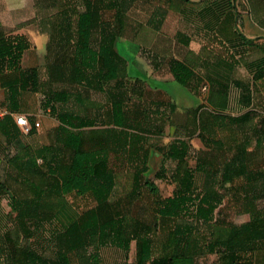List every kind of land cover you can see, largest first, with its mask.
I'll return each mask as SVG.
<instances>
[{
    "label": "trees",
    "instance_id": "1",
    "mask_svg": "<svg viewBox=\"0 0 264 264\" xmlns=\"http://www.w3.org/2000/svg\"><path fill=\"white\" fill-rule=\"evenodd\" d=\"M129 1L63 0L53 15L54 26L49 31L42 28L51 36L46 46L53 54L46 64L51 86L46 107L59 124L46 144L34 145L23 138L39 129L33 126L23 135L11 117L0 122V132L13 144V154L6 159V177L0 180V204L6 197L10 208L1 215L0 264H102L96 253L106 246L119 250L120 264H133L128 259L132 242L134 264H197L206 255H216L214 264H257V254L264 253V207L256 205V200L264 199V37H247L240 30L232 11L235 0H206L198 15L212 18L201 25L207 41L199 53L188 50L187 39L176 40L185 51L179 57L143 48L157 69L168 62L172 75L170 81H159L163 87H152L143 65L136 58L129 62L117 48L121 39L130 40L125 35L123 12ZM110 10L115 11L114 18L104 19L103 12ZM229 16H234V38H224L217 30L218 22ZM38 24L45 26L44 19ZM14 31L0 24V89H8L11 107L6 108L19 112L17 97L25 91L38 92L41 79L36 66L21 65L30 43ZM250 50L259 55L249 60ZM134 66L141 72L132 76ZM242 69L248 73L244 78L238 75ZM131 81L162 90L172 98L168 85L176 83L193 97L188 106L173 99L167 102L165 118L171 120L172 114L182 110L184 138L158 150L174 166L168 175L161 165L154 178L169 179L174 193L158 201L148 222L129 218L119 202L110 200L117 180V172L109 164L110 148L122 157L137 156L138 151L139 140L127 131L125 115L132 100ZM54 84L107 95L109 122L121 130L111 134L112 147L109 140L106 146L100 142L99 148L85 149L86 136L81 130L90 123L73 110L57 112L55 103H68L71 97L64 90H54ZM202 91L203 103L197 99ZM73 96L83 103L81 93ZM217 130L222 134L217 135ZM193 137L206 147L199 150L194 166L188 161ZM136 164L132 196H138L140 188L158 195L157 185L144 176L147 152ZM198 175L204 177V183L200 193H194ZM224 189L242 201L248 221L237 225L214 219L225 198ZM72 193L89 195L96 206L82 213L75 211L67 200ZM43 237L44 248L31 241ZM91 247L97 252L89 253Z\"/></svg>",
    "mask_w": 264,
    "mask_h": 264
},
{
    "label": "rangeland",
    "instance_id": "2",
    "mask_svg": "<svg viewBox=\"0 0 264 264\" xmlns=\"http://www.w3.org/2000/svg\"><path fill=\"white\" fill-rule=\"evenodd\" d=\"M62 2L63 0H0V24L1 22L4 23L3 26L7 30H15V34L24 35L30 43V48L22 57L21 65L23 67L36 66L40 73L41 80L38 92L25 91L20 93L17 97V110L20 113L27 114L33 121H38L40 123L39 130L35 135L31 137H22L23 140L34 145L46 144L49 141L53 129L59 124L57 117L46 107V100L49 96L47 94L51 91V86L47 82L46 64L47 61L52 58L53 54L48 52L46 46L51 36L48 35L47 32H43V29L49 31L52 26H54L55 19L53 15L56 9L60 8ZM203 2H206V0H189L188 3L183 0H131L129 1L130 5H127L128 10L126 11L124 9L123 12L126 15L125 35L127 38H130L131 42L133 39L136 40L133 42L136 45H140L141 50L139 53L136 52L135 48L132 52L129 51L127 42L121 39L117 45L118 51L129 62L136 57V60L143 65L147 75L152 79L148 80V83L152 87H163L164 85L161 86L159 81H166V79L171 78L169 66L168 62H166L157 69V66L153 64L155 60L151 56H146V50L143 49V47L150 49L154 48V50H156L154 52H158V54H162L163 56L166 54L165 56L169 58L179 57L178 53H185L184 49L177 45V39H187L190 48L195 47V49H198L201 47L202 43L207 41L206 36L201 35L203 31L201 25L203 22L207 24L208 19L212 18L211 15L208 17L203 15L202 17L204 19H201L202 17L198 15ZM10 3H12L11 6L15 4L17 5L15 7L22 8L9 11L7 9ZM31 4L34 6V18L32 21L29 20V9ZM78 4L79 9L82 10L81 4ZM253 4L257 6L256 8L262 9L264 7V0H235L234 4H232L233 15H236L239 28L247 37L249 36L248 32L250 25L248 23L246 26L241 21V16L249 17V10ZM114 14V10L104 11L103 18L112 20ZM232 17L234 16H229L218 22L220 28V30L218 28V32L221 33L220 36L224 38H234L232 32ZM22 19H27L28 23L25 22L24 25L16 24L17 21ZM43 19L45 26L41 27L38 23ZM217 21L216 19L215 23H217ZM58 22H61V18L59 17ZM263 22L262 24H264ZM195 25H198L199 28H195ZM52 34L54 33H51V35ZM249 52L247 56L249 60L259 55L258 51L255 52L254 50H250ZM133 53H136V56H134ZM138 72L140 73L141 71L135 66L132 67V76L137 75ZM247 74L248 73L243 69L238 73V75L243 78L246 77ZM169 84L168 86L170 90H172L174 98L162 90L151 89L148 86H140L133 81L129 83V87L132 91V100L125 107V115L129 125L127 131L130 132L135 139L139 140V142H137V156L136 153H134V157H122L112 152V148H110V153L108 155L111 168L117 172L116 185L110 196V200L119 202L121 209L125 211L129 218H137L146 222L153 219V210L158 201L174 193V184L171 183L169 179L160 180L154 178L155 173L160 169L161 165L166 168L168 175L174 166L173 161L168 159L164 161L158 150L163 147V145H167L176 138H184V132L181 127L183 123H180V113L182 110L175 112L176 114H172L171 120L165 118L168 116L169 112L167 102L173 99L177 104L188 106L193 100V97L188 94L185 88L176 83ZM53 89L56 91L64 90L68 92L71 97L68 103H55L58 113L63 110H73L76 114L82 116L85 121L90 123L89 126L81 130L86 136L84 143L85 149L99 148L100 142L103 146H106L109 140H111V144L109 143L110 147L113 146V135L111 134H115L121 130L109 122L107 113L110 109V104L107 102L106 94L95 91L86 92L79 86L68 84H54ZM7 90L0 89V105L3 107H6V105L11 107V104L8 103ZM202 92L199 93L197 98L198 102L201 103H203L205 99V91ZM80 93L84 99L83 103H77V100H75L73 96ZM162 103L164 105H162ZM221 134L222 132L217 130V135ZM104 135L105 138H103ZM189 143L191 148L188 154V161L190 165L194 166L199 150H204L206 147L197 137H193ZM150 145L152 148L148 149ZM145 152H147L148 158V172H145L144 176L148 175L154 181L159 188V193L158 195H151L146 189L140 188V194L134 197L131 193L133 175L137 168L136 163L144 158ZM12 154L13 144H9L0 132V180H4L6 177L8 169L6 159ZM138 156H140L141 159H138ZM203 183L204 177L198 175L196 179L197 189L194 190V193H200V188ZM222 191L225 198L221 205L215 210L214 219L221 224L234 223L237 225L248 221L249 215L242 212V201L236 200L231 195L230 191L225 189ZM67 200L75 211L79 213L96 206L95 201H93L89 195L72 193L67 196ZM256 205L259 208L264 207V199L256 200ZM9 211L8 200L4 197L1 199L0 204V222L1 215ZM31 241H34L33 243L35 246L37 245L41 248L46 247V240L44 237L39 238V241ZM0 246L3 247V241L1 239ZM45 250V253L49 254L47 248ZM88 252L94 254L97 251L95 248L91 247ZM96 254L101 258L102 264H120L122 260L119 250L110 246L103 247ZM134 257L135 245L134 242H132L128 253L129 262L134 264ZM257 257V264H264V253L257 254ZM73 260L75 261V259ZM215 261L216 255H206L201 258L197 264H214Z\"/></svg>",
    "mask_w": 264,
    "mask_h": 264
},
{
    "label": "crops",
    "instance_id": "3",
    "mask_svg": "<svg viewBox=\"0 0 264 264\" xmlns=\"http://www.w3.org/2000/svg\"><path fill=\"white\" fill-rule=\"evenodd\" d=\"M11 4L12 3H10V4H8V9L7 10H9V11H12V10H17V9H19V8H22V7H15V6H17V5H13V6H11ZM10 8H13V9H10ZM33 8H34V6H33V4H31L30 5V19L29 20H33ZM35 11V10H34ZM263 19H264V8H262V9H258V8H254L253 6H251L250 7V10H249V17H244V16H241V21L247 26L248 25V23H249V25H250V28H249V32H248V37H251V38H253V37H264V24H262V22H263ZM28 20L27 19H22V20H20V21H17V23L16 24H18V25H24V23L25 22H27ZM30 21V22H31ZM28 23V22H27ZM26 23V24H27ZM264 23V22H263ZM1 25H4V23H2L1 22ZM20 27V26H19ZM218 28H219V26H218ZM218 28H217V30H218ZM219 30H220V28H219ZM125 42H127V44H128V49H129V51H133L134 50V48L136 49V52L137 53H139V51L141 50V48H140V45H136L133 41L131 42V41H129V40H126ZM205 44V42H203L202 43V45H201V47H199L198 49H195V47H193V48H190L189 46V49L188 50H190V51H192V52H194V53H199L200 51H201V48H202V46ZM208 46V45H207ZM143 48H145L146 49V47H143ZM134 54V56H136V53H133ZM136 58V57H135ZM171 75V74H170ZM170 80H172V75H171V78H168V79H166V81H170ZM15 123V122H14ZM17 126V125H16Z\"/></svg>",
    "mask_w": 264,
    "mask_h": 264
},
{
    "label": "built area",
    "instance_id": "4",
    "mask_svg": "<svg viewBox=\"0 0 264 264\" xmlns=\"http://www.w3.org/2000/svg\"><path fill=\"white\" fill-rule=\"evenodd\" d=\"M7 117H11L13 119L23 135H28L33 126L36 129H39L40 127V123L38 121L32 122L27 114L13 112L0 105V122L4 121Z\"/></svg>",
    "mask_w": 264,
    "mask_h": 264
}]
</instances>
